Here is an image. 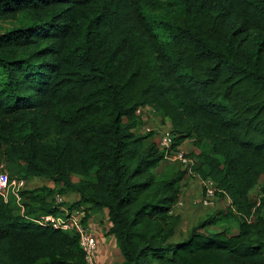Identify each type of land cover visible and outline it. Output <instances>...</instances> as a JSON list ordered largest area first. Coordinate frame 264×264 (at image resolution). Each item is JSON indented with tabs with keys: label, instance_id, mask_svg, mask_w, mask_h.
Returning a JSON list of instances; mask_svg holds the SVG:
<instances>
[{
	"label": "trees",
	"instance_id": "trees-1",
	"mask_svg": "<svg viewBox=\"0 0 264 264\" xmlns=\"http://www.w3.org/2000/svg\"><path fill=\"white\" fill-rule=\"evenodd\" d=\"M22 12L0 33V151L53 185L23 187V210L0 194V264H85L74 231L35 220L57 192L83 222L106 210L113 264H264V0H0V19ZM138 108L230 198L178 238L187 176ZM228 217L236 232L208 228Z\"/></svg>",
	"mask_w": 264,
	"mask_h": 264
},
{
	"label": "built area",
	"instance_id": "built-area-1",
	"mask_svg": "<svg viewBox=\"0 0 264 264\" xmlns=\"http://www.w3.org/2000/svg\"><path fill=\"white\" fill-rule=\"evenodd\" d=\"M137 113H141V108L137 109ZM163 128L156 126H143L140 128L141 131H152L155 132V137L158 146L164 150L165 158L172 161H179L181 168L185 170L187 178L193 176L195 180L202 183V192L200 196V201L203 205L209 206L214 204V199L217 196V191L219 190L215 182L207 177L203 178L194 169L196 158L193 156H188L180 148L173 149L172 144V132L170 124H166ZM185 180V179H184ZM27 180L23 177L14 176L8 179L4 186H0V194L3 196L4 201H8L9 198L14 196L16 202L21 206L23 210V204L21 203L20 190L27 186ZM225 199L230 203V198L225 194ZM55 199L59 203V209L61 213H46L42 216L36 218L35 220L41 224L49 225L53 228H60L65 230H72L78 236L79 246L84 253L85 264H99L98 261V241L95 235L90 220L88 222H83L84 210L76 209L70 210L66 205H64L63 194L57 192L55 194ZM183 203L181 196L176 202V205H181Z\"/></svg>",
	"mask_w": 264,
	"mask_h": 264
},
{
	"label": "rangeland",
	"instance_id": "rangeland-1",
	"mask_svg": "<svg viewBox=\"0 0 264 264\" xmlns=\"http://www.w3.org/2000/svg\"><path fill=\"white\" fill-rule=\"evenodd\" d=\"M30 19V16L26 12H22L17 14L14 19H0V33L12 28L14 26H19L25 24ZM142 111V110H141ZM141 125L139 129L143 126H156L157 128H163V126H167V121H162V117L160 114L156 113L151 109H146L141 112ZM140 131V130H139ZM155 132L151 133L150 138L154 139ZM156 136V135H155ZM184 151V150H183ZM186 152V151H185ZM178 164L179 162H174ZM170 168L169 165H162V169ZM19 169L18 166L8 162L2 152L0 151V186H4L8 179L14 177L16 175V171ZM74 180H77V176L73 177ZM185 189H181L182 195L181 199L183 203L181 205H176L175 209L180 214L181 220L179 225L177 226V232L175 238H178L179 235L186 233L187 230L194 225L199 220L205 219L211 214L220 215L222 212L226 211V207L228 205L227 199L222 196H217L214 199V204L206 206L203 205L200 201V196L202 192V183L195 180L193 176H189L185 180ZM27 183L29 187H36L41 184L53 185V182L46 178H38V177H29L27 179ZM184 185L182 187H184ZM202 185V186H201ZM257 190L253 189L251 192V197H257ZM8 209L12 212L19 213L21 209L17 207L13 200L7 205ZM228 223H220L212 226H208L210 230H220L227 229L229 232H233V228L236 226L234 219L232 217H228ZM236 228V227H235ZM234 228V229H235ZM181 233V234H180Z\"/></svg>",
	"mask_w": 264,
	"mask_h": 264
},
{
	"label": "crops",
	"instance_id": "crops-1",
	"mask_svg": "<svg viewBox=\"0 0 264 264\" xmlns=\"http://www.w3.org/2000/svg\"><path fill=\"white\" fill-rule=\"evenodd\" d=\"M166 121L167 124H170L168 120ZM179 148L186 152H190L195 149L192 139L185 140L179 146ZM182 184L184 185L185 182L183 181ZM185 188L186 187L184 185V187H182V190ZM66 194L73 200L78 199V193L75 191L67 192ZM90 222L92 229L97 236L99 264H113L114 262L120 261L122 259V255L116 244L115 236L113 234L107 233L109 223L106 215V210L101 209L92 211ZM234 228L233 232H236V228Z\"/></svg>",
	"mask_w": 264,
	"mask_h": 264
}]
</instances>
